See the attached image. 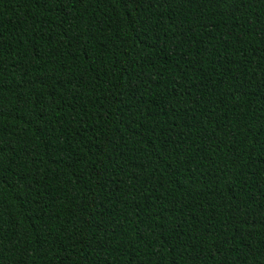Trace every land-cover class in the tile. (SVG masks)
<instances>
[{"label":"trees","instance_id":"trees-1","mask_svg":"<svg viewBox=\"0 0 264 264\" xmlns=\"http://www.w3.org/2000/svg\"><path fill=\"white\" fill-rule=\"evenodd\" d=\"M0 264H264V0H0Z\"/></svg>","mask_w":264,"mask_h":264}]
</instances>
